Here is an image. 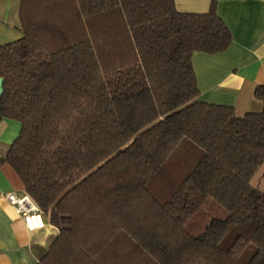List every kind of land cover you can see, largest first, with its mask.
<instances>
[{
  "label": "trees",
  "instance_id": "obj_1",
  "mask_svg": "<svg viewBox=\"0 0 264 264\" xmlns=\"http://www.w3.org/2000/svg\"><path fill=\"white\" fill-rule=\"evenodd\" d=\"M23 36L0 44V112L21 131L8 165L58 236L40 264H264L261 111L200 99L195 51L232 32L215 5L21 0ZM228 210L198 235L208 197Z\"/></svg>",
  "mask_w": 264,
  "mask_h": 264
},
{
  "label": "crops",
  "instance_id": "obj_2",
  "mask_svg": "<svg viewBox=\"0 0 264 264\" xmlns=\"http://www.w3.org/2000/svg\"><path fill=\"white\" fill-rule=\"evenodd\" d=\"M21 0H0V44L23 36L20 20ZM182 12L204 13L215 5L218 15L232 32L230 46L218 53L195 51L192 62L200 99L234 107L242 116L261 111L263 102L255 89L264 83V0H175ZM21 131V122L3 117L0 112V157ZM258 190H264V164L251 179ZM24 193L15 172L0 165V264H40L58 236V229L42 217L37 205L34 222H28L8 199L9 192ZM38 220V221H37Z\"/></svg>",
  "mask_w": 264,
  "mask_h": 264
},
{
  "label": "rangeland",
  "instance_id": "obj_3",
  "mask_svg": "<svg viewBox=\"0 0 264 264\" xmlns=\"http://www.w3.org/2000/svg\"><path fill=\"white\" fill-rule=\"evenodd\" d=\"M228 210L214 197L208 196L202 205L192 214L185 223L186 230L193 234H200L213 218H225Z\"/></svg>",
  "mask_w": 264,
  "mask_h": 264
},
{
  "label": "built area",
  "instance_id": "obj_4",
  "mask_svg": "<svg viewBox=\"0 0 264 264\" xmlns=\"http://www.w3.org/2000/svg\"><path fill=\"white\" fill-rule=\"evenodd\" d=\"M8 199L15 205L19 212H22L30 222V218L36 217L33 211L37 210L36 205H34L28 195H19L12 191L8 194Z\"/></svg>",
  "mask_w": 264,
  "mask_h": 264
},
{
  "label": "water",
  "instance_id": "obj_5",
  "mask_svg": "<svg viewBox=\"0 0 264 264\" xmlns=\"http://www.w3.org/2000/svg\"><path fill=\"white\" fill-rule=\"evenodd\" d=\"M3 92V77H0V94Z\"/></svg>",
  "mask_w": 264,
  "mask_h": 264
},
{
  "label": "bare ground",
  "instance_id": "obj_6",
  "mask_svg": "<svg viewBox=\"0 0 264 264\" xmlns=\"http://www.w3.org/2000/svg\"><path fill=\"white\" fill-rule=\"evenodd\" d=\"M35 218V217H34ZM35 220V219H34ZM33 218H30V222L33 223L34 222ZM38 221V220H37Z\"/></svg>",
  "mask_w": 264,
  "mask_h": 264
}]
</instances>
